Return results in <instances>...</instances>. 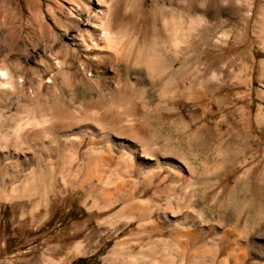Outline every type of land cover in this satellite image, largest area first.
<instances>
[{"label":"rangeland","instance_id":"obj_1","mask_svg":"<svg viewBox=\"0 0 264 264\" xmlns=\"http://www.w3.org/2000/svg\"><path fill=\"white\" fill-rule=\"evenodd\" d=\"M155 262L264 264V0H0V264Z\"/></svg>","mask_w":264,"mask_h":264},{"label":"bare ground","instance_id":"obj_2","mask_svg":"<svg viewBox=\"0 0 264 264\" xmlns=\"http://www.w3.org/2000/svg\"><path fill=\"white\" fill-rule=\"evenodd\" d=\"M155 7V6H154ZM152 10V9H151ZM150 12V11H149ZM159 13H162V9L161 8H154L152 11H151V14H153V15H156V14H159ZM98 27H99V25H98ZM101 39H103V40H105L106 39V37L105 36H102V38ZM106 41V40H105ZM147 209V208H146ZM121 213H123V212H125V213H128V214H132L133 213V215H132V219H145V216L148 214L146 211H145V209L143 208L142 209V207H140V205L139 204H137V203H135L133 200H130V198H129V200H127L125 203H124V205L122 206V208H121ZM127 214V215H128ZM117 215H118V213H117ZM134 216V217H133ZM116 217V216H115ZM120 219V217H117V219L115 218V222L116 221H118ZM131 219V218H130ZM120 221H121V219H120ZM132 220H129V222H131ZM109 222V221H108ZM128 222V223H129ZM139 227H141V226H139ZM138 234V233H137ZM142 234V233H141ZM143 236L145 235L144 233L142 234ZM141 235V236H142ZM189 239H190V243L191 242H194L195 241V237H196V231H193V232H190L189 233ZM176 237V235H174L173 236V239ZM198 238V237H197ZM137 239V238H136ZM139 239V238H138ZM135 242V241H134ZM183 247V246H182ZM122 249H123V247H121ZM116 250V249H115ZM183 250V249H182ZM185 253V252H184ZM195 257H198L199 259L200 258H202V256L201 255H198V256H195ZM115 258V257H114ZM132 259H133V257H132ZM190 259V258H189ZM130 260V259H129ZM128 260V261H129ZM134 261V260H133ZM136 262V261H135ZM153 264H156V262L155 263H153Z\"/></svg>","mask_w":264,"mask_h":264}]
</instances>
